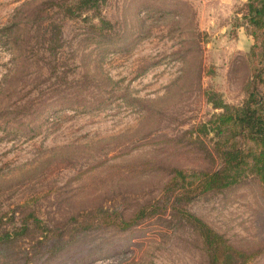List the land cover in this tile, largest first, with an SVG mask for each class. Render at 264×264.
Instances as JSON below:
<instances>
[{"label":"rangeland","instance_id":"374dc122","mask_svg":"<svg viewBox=\"0 0 264 264\" xmlns=\"http://www.w3.org/2000/svg\"><path fill=\"white\" fill-rule=\"evenodd\" d=\"M70 1L0 0V229L15 208L14 222L32 210L63 233L55 251L33 231L3 243L0 264H203L169 209L126 229L78 223L93 206L129 214L157 197L169 165L218 166L187 130L215 110L208 92L245 95L246 0H104L100 22L64 15ZM184 207L264 264L254 175Z\"/></svg>","mask_w":264,"mask_h":264},{"label":"trees","instance_id":"16d2710c","mask_svg":"<svg viewBox=\"0 0 264 264\" xmlns=\"http://www.w3.org/2000/svg\"><path fill=\"white\" fill-rule=\"evenodd\" d=\"M103 1L72 0L60 8L66 16L83 19L91 16L100 22L98 8ZM89 9L93 10L90 14ZM244 19L253 42L249 49L250 77L243 99L230 103L216 92H208L207 99L215 110L187 130L193 141L200 142L201 136L207 138L209 152L219 160L218 166L169 165L165 168L160 195L141 203L129 214L113 206H93L84 211L79 227L86 229L95 224L126 229L141 218L169 209L172 215L182 217L190 225L203 264H246L253 256L254 249L233 244L224 233L184 207V203L195 195L237 184L250 174L259 181L264 196V0H246ZM53 30L56 37L60 31L57 22L53 24ZM15 213L13 208L9 217L11 227L0 229V245L24 237L29 231L38 232L44 245L49 243L46 251H55L61 245V228L46 224L32 210L14 222ZM85 217L87 221L83 222ZM2 219L0 217V223ZM55 236H59V240L54 241L57 244L51 241Z\"/></svg>","mask_w":264,"mask_h":264}]
</instances>
